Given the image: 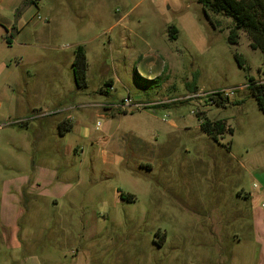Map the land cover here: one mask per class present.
I'll return each mask as SVG.
<instances>
[{"label": "rangeland", "instance_id": "obj_1", "mask_svg": "<svg viewBox=\"0 0 264 264\" xmlns=\"http://www.w3.org/2000/svg\"><path fill=\"white\" fill-rule=\"evenodd\" d=\"M234 24L198 0H0V264H264V53Z\"/></svg>", "mask_w": 264, "mask_h": 264}, {"label": "trees", "instance_id": "obj_2", "mask_svg": "<svg viewBox=\"0 0 264 264\" xmlns=\"http://www.w3.org/2000/svg\"><path fill=\"white\" fill-rule=\"evenodd\" d=\"M205 9H210L215 13H222L232 17L234 26L230 29L229 39L236 42L239 37V30H244L249 35L250 45L253 48H260L264 53V0H198ZM206 11V10H205ZM207 13V11H206ZM170 34L174 36L175 26L170 27ZM241 65L244 64L240 55L236 54ZM74 79L78 86L87 84V56L82 45L77 46L72 62ZM248 89L256 99L258 107L264 111V80L249 77ZM210 98L217 104H225L226 98L215 93L210 94ZM63 130H70L71 125L62 122ZM203 129L213 138H217L226 130L225 122L221 120L203 123ZM232 130V129H230ZM133 198V195H129Z\"/></svg>", "mask_w": 264, "mask_h": 264}, {"label": "crops", "instance_id": "obj_3", "mask_svg": "<svg viewBox=\"0 0 264 264\" xmlns=\"http://www.w3.org/2000/svg\"><path fill=\"white\" fill-rule=\"evenodd\" d=\"M63 122H65L67 125H71V128L73 129V123L72 122H66L65 120L63 121ZM68 133V132H67ZM64 135H66V134H64ZM45 173H43L42 171H40V174L39 175H35V177H34V179H33V181H32V183L33 184H35V183H37V181H39L40 182V180H41V178H46V177H43V175L44 176H47V174H48V171L47 170H45L44 171ZM259 264H261V262H259Z\"/></svg>", "mask_w": 264, "mask_h": 264}, {"label": "built area", "instance_id": "obj_4", "mask_svg": "<svg viewBox=\"0 0 264 264\" xmlns=\"http://www.w3.org/2000/svg\"><path fill=\"white\" fill-rule=\"evenodd\" d=\"M263 80H264V78H263ZM228 92H227V90H216V91H213L212 93H215L217 95H220V96H223L224 97V96H227L228 95Z\"/></svg>", "mask_w": 264, "mask_h": 264}]
</instances>
